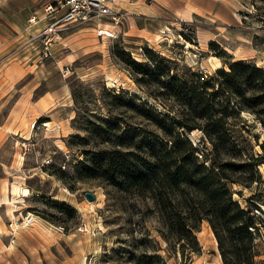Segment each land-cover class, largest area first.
Masks as SVG:
<instances>
[{
    "label": "rangeland",
    "instance_id": "rangeland-1",
    "mask_svg": "<svg viewBox=\"0 0 264 264\" xmlns=\"http://www.w3.org/2000/svg\"><path fill=\"white\" fill-rule=\"evenodd\" d=\"M49 1L0 0V178L3 194L13 183L29 188L14 213L48 225L46 264H225L206 218L197 245L183 247L154 200L105 168L111 151L141 155L168 131L187 136L199 160L223 165L257 226L242 258L264 264V126L250 110L230 113L215 153L200 128L177 125L198 119L176 94L182 80L203 81L234 60L264 66V0H114L115 20L69 23L42 56ZM97 24L109 33L97 35ZM10 219L0 235L32 232L34 222L14 230Z\"/></svg>",
    "mask_w": 264,
    "mask_h": 264
},
{
    "label": "trees",
    "instance_id": "trees-1",
    "mask_svg": "<svg viewBox=\"0 0 264 264\" xmlns=\"http://www.w3.org/2000/svg\"><path fill=\"white\" fill-rule=\"evenodd\" d=\"M130 62L139 65L132 59ZM193 75L202 77L198 73ZM181 82L185 87L176 89L179 101L190 106L198 120L178 121L177 125L187 131L200 128L209 139L213 152L218 153L226 141L223 137L228 132L226 124L230 113L250 110L264 126V69L256 63L234 60L228 62V69L216 68L203 81ZM199 119H204V123ZM155 141L157 144H150L141 155L131 151H111L118 153L104 158L106 170L119 174L127 185L140 187L154 200L169 231L178 241L183 240L181 246L197 245L194 231L199 221L206 218L217 239L223 262L245 264L242 255L252 243V233L257 226L250 210L242 208L232 198L228 185L230 178L223 165L216 164V156H211L206 163L199 160L195 154L196 146L182 132L172 135L168 131L156 136ZM255 162L256 159L246 165L253 166ZM229 163L233 168L239 167L237 162ZM227 242L233 258L227 255ZM249 256L248 263L254 264V254Z\"/></svg>",
    "mask_w": 264,
    "mask_h": 264
},
{
    "label": "built area",
    "instance_id": "built-area-1",
    "mask_svg": "<svg viewBox=\"0 0 264 264\" xmlns=\"http://www.w3.org/2000/svg\"><path fill=\"white\" fill-rule=\"evenodd\" d=\"M114 0H51L44 5V10L48 16V21L40 32L41 35V54L47 56L51 53V45L54 38L59 34V31L66 27L69 23L95 20L101 17H111L114 10L111 3ZM45 15V16H46ZM97 35L103 36L109 33V30L104 29L99 24L96 25ZM29 211L25 214L27 225L32 221ZM12 223L10 219L9 225Z\"/></svg>",
    "mask_w": 264,
    "mask_h": 264
},
{
    "label": "crops",
    "instance_id": "crops-1",
    "mask_svg": "<svg viewBox=\"0 0 264 264\" xmlns=\"http://www.w3.org/2000/svg\"><path fill=\"white\" fill-rule=\"evenodd\" d=\"M10 56L11 54L7 56V58ZM11 62L12 61H9V63ZM262 67L264 68V66ZM4 164L5 162L0 160V165H4ZM18 183L20 184L21 182H18ZM21 184H25V183H21ZM12 192H13L12 196H10V194L6 192L3 194L2 182L0 178V198H1L0 226L2 222H4V219L6 218V216L7 217L8 215L10 216V213L8 212V209H7L8 204L4 202L3 196L6 194L10 198L15 197L13 199L14 202L12 204H15L17 206L15 202H18L19 199H22L21 195H26L23 192H21V190L19 192L12 190ZM17 197H19V199H16ZM5 204H6V212L8 215L5 214L6 212L4 213L3 211V209H5ZM16 206H15V209H18ZM20 214L23 218L25 217L23 213H20ZM10 217H14V219L21 218L20 215L19 217H17L16 215L10 216ZM32 222H34V224L32 227V232L29 233V235H26V232H25L26 230L19 232L18 236L16 237H14L15 233L9 232V234H12V236L10 237V240L7 237L8 234L0 235V264H46V256H47L46 250L49 248V246H51V244L50 242L48 243L44 240H41V238L44 237L45 234H47L46 229L48 228V225L45 224V221L40 220L39 217L36 219H33ZM18 228L20 229L21 227L19 226L17 228H14V230Z\"/></svg>",
    "mask_w": 264,
    "mask_h": 264
},
{
    "label": "bare ground",
    "instance_id": "bare-ground-1",
    "mask_svg": "<svg viewBox=\"0 0 264 264\" xmlns=\"http://www.w3.org/2000/svg\"><path fill=\"white\" fill-rule=\"evenodd\" d=\"M47 123V122H46ZM12 190L13 191H20L21 190V192H23L24 194H28V192H29V189L27 188V186L25 185V184H19V183H13V185H12ZM20 194V193H19ZM15 197H12V198H10V197H8V195H4L3 196V200H4V202H6L7 204H8V212L10 213V216H14V215H16L14 212L16 211V210H18V209H15V204H12L14 201H13V199H14ZM28 215H31V217H32V221H33V219H36V218H38L39 216H37L36 214H34V213H32V212H29L28 213ZM20 218H18V219H14V220H12V224L11 225H13L14 226V228H17V227H25V226H27V221H26V216H25V218H24V220L22 221V222H18V220H19ZM31 221V222H32ZM30 222V223H31ZM19 229V228H18ZM211 234L213 235V232L211 231ZM214 236V235H213ZM214 239H215V237H214ZM215 243H216V239H215Z\"/></svg>",
    "mask_w": 264,
    "mask_h": 264
},
{
    "label": "water",
    "instance_id": "water-1",
    "mask_svg": "<svg viewBox=\"0 0 264 264\" xmlns=\"http://www.w3.org/2000/svg\"><path fill=\"white\" fill-rule=\"evenodd\" d=\"M84 195L89 200H91V199H93L95 197V195L92 192H90V191H84Z\"/></svg>",
    "mask_w": 264,
    "mask_h": 264
}]
</instances>
